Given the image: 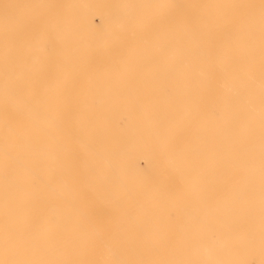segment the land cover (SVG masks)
<instances>
[{"label": "bare ground", "instance_id": "bare-ground-1", "mask_svg": "<svg viewBox=\"0 0 264 264\" xmlns=\"http://www.w3.org/2000/svg\"><path fill=\"white\" fill-rule=\"evenodd\" d=\"M252 176L264 0H0V264H249Z\"/></svg>", "mask_w": 264, "mask_h": 264}, {"label": "rangeland", "instance_id": "rangeland-1", "mask_svg": "<svg viewBox=\"0 0 264 264\" xmlns=\"http://www.w3.org/2000/svg\"><path fill=\"white\" fill-rule=\"evenodd\" d=\"M229 181L246 182L247 184H252V190L254 191L253 193L259 192L260 189H263L261 191L264 192V176L229 178ZM253 214L254 215L251 217L249 226L246 225L245 228L240 229L242 231L241 234L245 235L242 239L236 240L234 247H237V250L240 248L246 249L247 252L245 253L244 258L249 264H264V227L262 225L264 224V214L262 217L258 216V211H254ZM233 230H235V232L237 231L236 229ZM235 232L231 233H234V236H239V234H236ZM238 233L240 232L238 231ZM217 234V231L211 233L212 239L217 240Z\"/></svg>", "mask_w": 264, "mask_h": 264}]
</instances>
